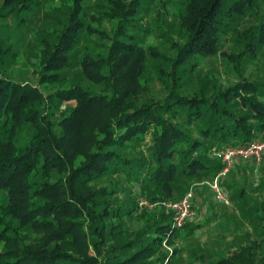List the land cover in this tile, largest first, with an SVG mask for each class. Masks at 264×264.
<instances>
[{
	"label": "trees",
	"instance_id": "obj_1",
	"mask_svg": "<svg viewBox=\"0 0 264 264\" xmlns=\"http://www.w3.org/2000/svg\"><path fill=\"white\" fill-rule=\"evenodd\" d=\"M58 1L42 14L51 30L43 24L34 34L42 46L30 62L35 85L5 76L16 54L0 39V264H162L161 244L179 230L171 213L135 214L133 201L116 206L114 188L94 185L118 175L133 184L137 198L176 202L190 181L219 172L215 153L264 141V78L245 79L238 68L264 43V9L233 37L241 41L229 55L239 76L234 85L217 88L195 74V59L215 55L234 21L264 0L181 2L183 39L171 42V57L139 45L137 19L154 0H108L110 8L96 13L115 23L109 36L85 26L86 0ZM37 10L38 0H0V19L18 26L29 25ZM84 31L108 44L77 58ZM146 62L163 89L160 98L147 96ZM258 186L264 188V176ZM229 197L245 210L241 187ZM249 209L261 212L250 220H263L261 203ZM125 217L140 224L131 236ZM188 225L182 228L191 234Z\"/></svg>",
	"mask_w": 264,
	"mask_h": 264
},
{
	"label": "rangeland",
	"instance_id": "obj_2",
	"mask_svg": "<svg viewBox=\"0 0 264 264\" xmlns=\"http://www.w3.org/2000/svg\"><path fill=\"white\" fill-rule=\"evenodd\" d=\"M38 1L39 10L35 15H32V11L30 12L29 25L18 26L12 19H0V39L7 40L16 54L14 64L10 69H5L4 74L16 83L36 84L31 73L30 62L38 57L42 46L35 41L34 34L43 24L48 30H51L52 27L47 24V19L42 18V14L48 6L59 5L58 0ZM183 1L185 0H154L147 11L139 15L137 24L141 25V29L136 32L143 51L151 46L169 57L173 56L171 42L182 43L183 39V30L180 26V4ZM110 4L108 0H86L80 11L85 26L101 29L106 35H111L115 23L103 19L102 15L96 13V11L102 12L106 7L110 8ZM263 9L264 3L260 1L250 14L236 19L234 32L221 37L219 50L215 55L195 59V74L213 79L217 88L234 85L239 76L249 80L263 79L264 43L252 58H245L243 63L238 65L239 76L232 67L233 59H229L231 53L237 54L241 49L239 46L241 41L239 40L235 44L233 37L252 26L256 18H260ZM79 43L77 58H81L85 52L100 53V45L108 44L106 40H101L96 35L87 34L85 31L82 33ZM143 76L147 81V96L160 98L163 89L155 80L149 62H146ZM82 83L95 92L99 91L86 82ZM50 91V89L46 90L47 93ZM263 158L264 156L261 157L260 164L255 170L250 164L240 161H236L238 163L236 165L233 164L227 175L219 182V186L226 195V201L222 203L214 201L207 187L206 183L210 182L213 177L210 180L201 179L189 182L188 190L192 191L191 208L194 217L186 223H189L187 227L194 226L195 230L191 234H187L188 228L181 226L170 244L162 242L160 252L166 254L162 264H166L167 261L170 264H213L218 258L232 260L235 264H264V232L261 233L262 225L264 230V218L260 221L258 219L250 220L261 212L259 209L254 211L249 209L253 202L261 203L264 209V188L258 186L264 176V165L263 168L261 167ZM94 186L95 188H114L115 191L110 198L114 204L125 207L133 201L135 214L142 211L151 213L162 209L161 203H168L137 198L133 184L118 175L105 177ZM238 187L242 188L246 196V201L243 204L245 210L241 211L238 208V202L229 197ZM123 222L130 236L140 227L136 219L128 220L125 217ZM173 250H176V254L171 258Z\"/></svg>",
	"mask_w": 264,
	"mask_h": 264
},
{
	"label": "built area",
	"instance_id": "obj_3",
	"mask_svg": "<svg viewBox=\"0 0 264 264\" xmlns=\"http://www.w3.org/2000/svg\"><path fill=\"white\" fill-rule=\"evenodd\" d=\"M263 154L264 141H252L243 146H228L215 153L214 156L219 160L222 167L212 180L206 183L214 201L218 203L226 201V195L219 186V182L227 175L236 161L250 164L255 170L260 164ZM191 199L192 191L188 190L179 201L160 204L165 211L171 213L172 228L179 229L185 222L194 217Z\"/></svg>",
	"mask_w": 264,
	"mask_h": 264
},
{
	"label": "crops",
	"instance_id": "obj_4",
	"mask_svg": "<svg viewBox=\"0 0 264 264\" xmlns=\"http://www.w3.org/2000/svg\"><path fill=\"white\" fill-rule=\"evenodd\" d=\"M264 159V158H263ZM238 164L237 162L234 163V165ZM264 173V172H263Z\"/></svg>",
	"mask_w": 264,
	"mask_h": 264
}]
</instances>
